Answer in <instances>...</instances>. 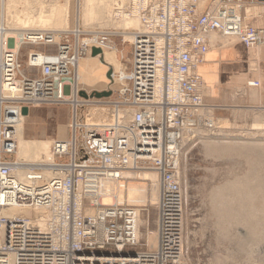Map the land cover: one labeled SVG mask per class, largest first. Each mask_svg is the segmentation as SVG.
Segmentation results:
<instances>
[{"label": "built area", "instance_id": "1", "mask_svg": "<svg viewBox=\"0 0 264 264\" xmlns=\"http://www.w3.org/2000/svg\"><path fill=\"white\" fill-rule=\"evenodd\" d=\"M201 1L117 0L113 21L138 27L118 30L132 46L131 70L113 73L114 100L105 102L80 97L76 73L93 48L115 50L110 33L24 30L15 38L0 26V264H187L181 152L187 136L215 129L197 68L212 34L264 46V29L241 15L245 0H213L206 13ZM24 47L52 51H28L23 73ZM42 106H70L73 137L55 141L48 161L18 162L23 110ZM87 107L106 112L93 119ZM123 111L130 120H121ZM144 170L160 180L156 248L142 243V209L101 202L107 183L125 188L128 174Z\"/></svg>", "mask_w": 264, "mask_h": 264}, {"label": "rangeland", "instance_id": "2", "mask_svg": "<svg viewBox=\"0 0 264 264\" xmlns=\"http://www.w3.org/2000/svg\"><path fill=\"white\" fill-rule=\"evenodd\" d=\"M110 1L108 18L102 21L85 17L84 0H46L39 5L38 9H35L36 4H33L34 1L31 0L19 2V5L9 3L8 0H0V26L5 24L11 30L10 35L15 38L24 31L17 25L18 18L24 17H33L35 21L30 23L28 30L39 26V29L43 30L66 31L77 28V25L83 32L92 28H110L113 26L109 23V17L111 18L117 0ZM10 4L14 5V8L8 9ZM56 5L67 6L68 19L64 26L61 27L55 22L40 24L36 21L40 15L48 16L52 13L54 9L52 6ZM10 42V46L14 47V40ZM30 50L46 52V50L52 51V47L22 48L19 62L21 66L23 65V73L28 72L26 54ZM125 56V62L121 61V63L128 73L129 51L127 48ZM100 58L104 59V56L98 59ZM81 62V67L86 65L87 74H82L80 67L79 73L81 72L85 78L81 82L83 85H79V88L90 94L89 91L93 90L97 82H106L107 67L96 62H91L90 67L88 62L84 63L83 60ZM121 71L117 69V73ZM111 88L114 89V87ZM87 109L94 117H98L99 114L104 116L106 112L100 109L96 113L92 112L91 109L94 107H87ZM71 112L70 106L33 108L30 118L25 123L26 139L30 142L59 139L60 130L70 131L68 124L71 121ZM213 118L215 129L199 131L194 138L187 136L180 157L179 173L184 201L186 263L264 264V111L244 112L236 116L232 113L231 121H225L218 116ZM44 156L41 157L44 158ZM36 157L38 158V155ZM143 173L156 175L150 170H144L138 174ZM130 176L127 175L128 179L125 181L124 203L129 204L128 187L138 186L147 189L146 206L138 207L142 209L141 239L142 243H145L148 237H152L155 243L156 203L160 194L159 177L156 182L159 190L153 195L151 181ZM114 203H118L116 198ZM154 243L149 246L152 248ZM255 250L261 254L253 255Z\"/></svg>", "mask_w": 264, "mask_h": 264}, {"label": "crops", "instance_id": "3", "mask_svg": "<svg viewBox=\"0 0 264 264\" xmlns=\"http://www.w3.org/2000/svg\"><path fill=\"white\" fill-rule=\"evenodd\" d=\"M212 1L213 0H202L199 11L201 13H206L211 8ZM241 15L243 16L246 24L259 29H264V0H259L255 3L251 2V0H245L244 6L241 10ZM109 21L110 25L113 27L104 29L92 28L84 33L87 35L97 31L110 33V43L115 48L114 52L108 51L110 54L104 56L105 60L102 58L104 62H102L101 58L98 59L99 56L92 57V53L86 59H83V61L84 63L88 62L89 66L91 65V62H96L97 64L100 63L104 65L105 68L107 67V73L110 69H112L113 72H116L117 69H122L125 73H127V70L121 63V61L125 62L126 60L125 49L127 48L129 51L128 68L130 72L132 64V46L122 42L118 35V30L120 28H117V26H119V24L113 21L112 15L111 18L109 17ZM79 27L80 26L77 25V28ZM208 41L209 51L205 56L204 62L198 66L196 71L203 81L202 96L204 104L206 105V112L208 116L215 118L218 116L221 119L223 118L225 121H231L230 114L232 113L236 116L237 114L240 115L244 112L256 110L264 111V46L260 48H247L243 43L236 39L223 38L220 35L217 36V34L210 35ZM85 66L86 65H83L81 67L82 74L86 73L84 71L86 68ZM254 82H259L260 86H251L250 84ZM94 83H96V81H94ZM110 87L111 83L107 78L106 82H97L96 85L93 86V90L89 91V93L91 94L95 91H109L111 89ZM113 100L114 97H110L102 101L105 102ZM96 101L97 99L89 100L90 103ZM32 110L33 109L29 111V115H31ZM59 136V139H49L52 140L51 145L58 140L72 139L73 132H68L67 130L62 129L59 131ZM137 175L140 174L137 173ZM152 187L154 186L152 185ZM116 189V199L118 202L120 201V190L118 187ZM127 190H129V187ZM153 195L155 194L153 193ZM159 201L160 194L156 203V241L154 243V239H152V237H148L146 240V242L148 241L150 244L154 243L155 245L153 247L155 248L158 243L157 232L159 228ZM124 202L125 201H123V203Z\"/></svg>", "mask_w": 264, "mask_h": 264}, {"label": "bare ground", "instance_id": "4", "mask_svg": "<svg viewBox=\"0 0 264 264\" xmlns=\"http://www.w3.org/2000/svg\"><path fill=\"white\" fill-rule=\"evenodd\" d=\"M31 1H34L33 4H36L35 9H38L39 5L46 2V0H36V1L31 0ZM8 2L12 3V4L17 3V5H19V2H24V0H8ZM83 6H84V14H85V17L87 19H89V18L91 20L101 19L102 21H104L105 19L108 18V15H109L108 12H109V9L111 7V1L110 0H108V1L107 0H103V1H101V0L100 1L84 0ZM12 7L14 8V5H11V4L8 5V9L12 8ZM52 7H54V9L52 10V13H50L48 16L40 15L36 21L40 24L45 23V22L52 24V22L53 23L55 22V23L60 24L61 27L64 26V24L66 23V21L68 19L67 6L61 7V6L56 5V6H52ZM17 21H18L17 25L22 30H28L30 28V23L35 22L33 17L18 18ZM118 24H119V26H117V28H124V29L135 28L136 29L138 27L137 23L134 21L120 22ZM39 28L40 27L38 26V27H36V29H33V30L34 31L43 30V29H39ZM11 38H13V37H11ZM115 52H117V51H115ZM107 54H110V53L107 50H103L102 56H105ZM99 57H101V56H99ZM80 67H81V63H79V66L77 68L78 74H77L76 81H77L78 85H83V83H81V82L84 81L85 77L81 74V72L79 73ZM86 70H87V67L84 70L87 73ZM88 73L91 74L90 72H88ZM113 73L116 74L117 71L113 72ZM121 73L126 76V73L124 70H122ZM115 80H116V78H113L109 81H110V83H113ZM121 114H122L121 115L122 121L126 122V121L131 119V112L123 111ZM29 117H30L29 114L27 116L23 117L22 122L17 127V133H16L17 143H18L17 160H18V162H25V163H30V164H37V163H41L43 161L44 162L48 161L50 159V148H51V143H52L51 141L52 140L51 141H40V142L39 141H35V142L28 141L26 139L25 123ZM92 118L95 119L94 115ZM31 155L33 157H31ZM36 155H38V158L36 157ZM43 155H45L44 158L41 157ZM39 157H40V159H39ZM41 158H42V161H41ZM37 159H39V160H37ZM46 175L48 177H51L52 174H51V172L48 171V172H46ZM129 175H131L130 177H136L137 176L144 181H151L153 183V186H154L152 191L154 194L157 193L158 188L156 187V185H157L156 182L158 181V177L155 174H146L145 173V174L137 175V173H135V174H129ZM24 176H25V171L23 169H20L19 170V177L22 178ZM117 187L120 190V199H119L120 201H118V203H123V201L125 200L124 196H123L124 186L121 183L114 182V183H107L104 187V190H103L104 196L102 199L103 200L102 203L104 205H113L114 204V199L116 198V190H117L116 188ZM128 192H129V195H128L129 197H128L127 201L129 202V204H132L133 206L138 205L137 207L146 205V198H147L146 197V194H147L146 188H141L138 186H130ZM23 214L30 216L31 212L30 211H24ZM257 253L261 254V252L255 250L253 255L257 254ZM253 255H252V259H253ZM254 258H255V256H254Z\"/></svg>", "mask_w": 264, "mask_h": 264}, {"label": "water", "instance_id": "5", "mask_svg": "<svg viewBox=\"0 0 264 264\" xmlns=\"http://www.w3.org/2000/svg\"><path fill=\"white\" fill-rule=\"evenodd\" d=\"M103 51L101 49L98 48H93L92 49V57H98V56H102ZM102 62H104V60L102 59ZM112 75H113V70L110 69L107 73V78L109 80L112 79ZM112 96V91H103V92H98L95 91L92 94L88 95L86 92L82 91L80 93V97L84 98V99H97V100H102V99H107L110 98ZM29 114V110L27 108H25L23 110V115L27 116Z\"/></svg>", "mask_w": 264, "mask_h": 264}]
</instances>
